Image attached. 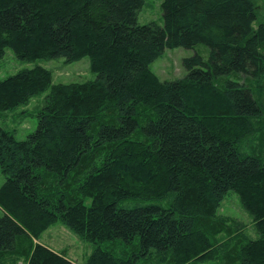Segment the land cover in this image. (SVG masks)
<instances>
[{"label":"trees","instance_id":"trees-1","mask_svg":"<svg viewBox=\"0 0 264 264\" xmlns=\"http://www.w3.org/2000/svg\"><path fill=\"white\" fill-rule=\"evenodd\" d=\"M0 0V59L89 60L93 81L34 66L0 81V112L47 93L25 139L0 125V264H74L38 241L61 223L84 264H264V20L251 0ZM208 49L161 81L165 48ZM234 192L251 217L219 214Z\"/></svg>","mask_w":264,"mask_h":264},{"label":"rangeland","instance_id":"rangeland-1","mask_svg":"<svg viewBox=\"0 0 264 264\" xmlns=\"http://www.w3.org/2000/svg\"><path fill=\"white\" fill-rule=\"evenodd\" d=\"M163 0H144L137 17L139 24L154 22L163 24L161 3ZM256 12V20L252 28L256 29L258 24L264 20V0H251ZM199 54L207 59L208 49L200 44L193 49L165 48L161 55L150 64L149 69L156 74L161 81H174L186 75L182 65L183 59ZM41 66L52 74L53 84H70L76 82L93 81L96 74L89 70L88 58L78 62L66 64L63 59L35 60L33 62H22L15 58L13 52L6 48L4 56L0 59V81L25 69ZM47 93L39 94L32 98L26 106L19 107L13 111L0 112V125L11 131L19 140L25 139L36 130V112L42 107ZM4 177L0 173V185ZM1 214V213H0ZM219 214L224 217L236 219L243 224L245 234L256 239L257 233L253 227L251 217L245 212L239 202L238 196L230 191L221 202ZM49 250L66 254L67 260L74 264H84L86 258L96 247L95 244L82 240L78 235L66 228L61 223H56L44 231L38 241Z\"/></svg>","mask_w":264,"mask_h":264}]
</instances>
